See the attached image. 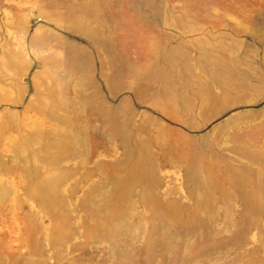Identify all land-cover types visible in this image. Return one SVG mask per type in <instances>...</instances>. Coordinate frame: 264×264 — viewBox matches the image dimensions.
I'll return each instance as SVG.
<instances>
[{"label":"rangeland","instance_id":"374dc122","mask_svg":"<svg viewBox=\"0 0 264 264\" xmlns=\"http://www.w3.org/2000/svg\"><path fill=\"white\" fill-rule=\"evenodd\" d=\"M193 28L231 52L172 86L153 41ZM239 59L264 63V0H0V264H264V71L232 85Z\"/></svg>","mask_w":264,"mask_h":264},{"label":"crops","instance_id":"0c3cea01","mask_svg":"<svg viewBox=\"0 0 264 264\" xmlns=\"http://www.w3.org/2000/svg\"><path fill=\"white\" fill-rule=\"evenodd\" d=\"M228 31H218L213 29H198V28L171 29L167 33L168 36L171 37L170 39H162V37H165L166 35L159 34L158 35L159 39L153 41L154 46L155 47L158 46L162 48L163 47L162 44L164 43V46L168 47V50L165 53L159 52L157 56V59L161 61L160 63L163 68V71L162 70L159 71V76L165 75L166 78H168L169 84L172 86H176L175 84L177 82H180L179 76L183 73L182 71L183 66L191 63L198 56L200 57L197 60H201L207 54L209 55V54L218 53L220 55L219 60L221 62L223 60L222 58H224V54L231 52V50L228 49L230 48V44L232 43L230 41L231 35L229 34ZM234 31L236 32V30ZM182 38H188V39L183 40ZM233 44H235L234 47L237 46V44L238 46L240 45L246 46V41L235 39ZM234 51H237V48H235ZM233 65H234L233 67L238 70L237 71L234 70L233 72L231 71L228 74L229 79L232 80L230 84L235 85L232 82L235 79H238L239 88H244V89L246 88L248 67L254 68L256 74L261 75L262 73L261 69H263L264 71V65L263 64L261 65V63H257V62L250 63L248 65V62L246 60L239 59L236 62L234 61ZM219 67L222 66L219 65ZM227 67L230 68L231 64L228 63ZM218 75L223 76V73H219ZM158 91L163 92L164 90L163 88H158ZM138 102H142L143 105L146 106L145 100L138 99ZM155 102L156 103L152 102L151 107L154 106V107H158L159 109H176V107H178L176 99H172V98L167 99L165 104H162L157 101ZM105 106L108 105L105 104ZM110 107L113 108V106ZM114 108L117 110L118 106ZM165 115L172 118L179 116L178 113L176 112L173 113L166 112ZM174 122H176L177 124L181 123L177 120L176 121L174 120Z\"/></svg>","mask_w":264,"mask_h":264},{"label":"built area","instance_id":"2783aa9c","mask_svg":"<svg viewBox=\"0 0 264 264\" xmlns=\"http://www.w3.org/2000/svg\"><path fill=\"white\" fill-rule=\"evenodd\" d=\"M263 65H264V63H263Z\"/></svg>","mask_w":264,"mask_h":264}]
</instances>
